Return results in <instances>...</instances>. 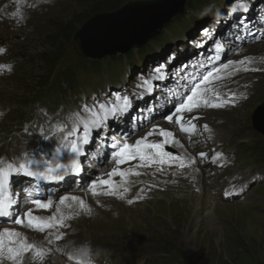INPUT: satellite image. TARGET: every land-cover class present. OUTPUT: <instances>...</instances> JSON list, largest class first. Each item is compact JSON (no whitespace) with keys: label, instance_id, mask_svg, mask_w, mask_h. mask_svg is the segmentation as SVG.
<instances>
[{"label":"snow or ice","instance_id":"obj_1","mask_svg":"<svg viewBox=\"0 0 264 264\" xmlns=\"http://www.w3.org/2000/svg\"><path fill=\"white\" fill-rule=\"evenodd\" d=\"M249 10L250 5L247 2H241L231 8V13L246 14ZM18 15L20 14L13 13V16ZM202 35L208 36V32L205 30ZM216 50L218 53L223 51L222 45L217 44ZM3 52L5 49L0 48V54ZM216 60H220L219 55ZM253 62V57H245L241 60L229 58L225 63H219L206 72H200L190 78L181 77V79H187V83L183 86V91L179 93L175 89L170 90L166 103L171 104L172 107L162 116V119L169 124L178 126L179 132L190 140L198 131V125L194 121L198 120L199 117L191 116L186 119L184 114L194 113L199 109L234 107L238 99H247L246 96L238 97L235 93L222 97L214 84L222 79H231L240 71H264V68L250 67ZM7 67L11 71V66ZM164 67V65L156 67L154 70L156 74L152 75L151 80L145 79L136 85V89H142V91L134 90L130 94H107L103 99L92 97L90 103L85 100L82 105L78 106L70 121L58 124L54 131L48 129L47 132H51V135L47 134L44 128H41L39 134L44 141H50L56 137L55 159H46L38 152H25L21 157L15 159L0 158V221L11 222L13 225H19L36 232L57 230L54 233L55 241L61 240L62 234L58 228L67 227L65 221L72 218L64 213V208L72 207L74 203L81 210L90 213L91 208L85 201L74 195H61L58 198L59 207L56 208L55 214L47 218L34 215L33 209L28 208L27 205H34L39 210L53 209L54 203L57 201L53 196L41 197L40 182L59 184L69 178L82 175L84 171L83 158L87 156L88 146L92 144L97 133L101 134L105 140L110 141L109 147L112 151L108 159L115 167L107 173V178L103 174H97L84 186L83 190L91 192L93 196L107 195L124 199V193L129 191L126 186L127 178L130 175H141L135 169L155 168L156 172H163L165 166L171 168L175 165L184 169L194 164L195 160L187 152L178 154L166 150L167 148L183 149L184 145L176 138L173 131L161 127L157 123H145L149 120V115L141 113L134 117L130 132L119 135L110 133V122L124 120L134 107V100L144 98L146 93H153L151 81H163L165 79V74L162 71ZM172 97L176 99L173 100ZM154 111L153 108L148 109L149 114ZM137 121L140 122L141 127L148 130L144 135L133 140L132 137L137 131ZM202 130L207 133L212 132L208 124H204ZM154 135L162 139L159 142L151 141L149 138ZM61 155L64 157V162H60ZM200 155L207 157L206 153ZM220 155L217 153L212 162L215 163L216 158ZM130 161H137L135 168L125 170L120 167ZM18 176L36 182L21 190L25 196L23 200L19 199L20 193L15 191L12 183L13 178ZM116 177L121 178V180L117 181ZM121 189L123 192L120 191ZM143 191L141 189V192ZM141 198L137 196L135 199H128L127 203L132 205ZM49 235L52 236L53 233L50 232ZM53 242V239L48 240L49 244ZM29 253L34 254V258L42 260L47 255V250L34 242H29L27 237L14 228L3 227L0 230V264H4L5 260L9 264H23L25 254Z\"/></svg>","mask_w":264,"mask_h":264},{"label":"rangeland","instance_id":"obj_2","mask_svg":"<svg viewBox=\"0 0 264 264\" xmlns=\"http://www.w3.org/2000/svg\"><path fill=\"white\" fill-rule=\"evenodd\" d=\"M58 1L48 12L36 16L40 31L24 45L34 53L35 60L11 79L9 83L14 87L26 86L25 81L34 79L31 74L46 62L73 53L83 55L79 36L95 18L113 16L131 2L155 0ZM257 46L244 52L255 55ZM21 53L25 54V50ZM250 102L245 114H224L230 118L226 126L236 127L242 134L254 128L255 122L264 123V83ZM77 193L74 196L82 195ZM252 194L257 201L247 208L211 199L170 206L159 203L143 208L142 212L127 210L120 221H113L110 213L101 216V212L100 218L85 220L80 228L83 237L92 230L113 235L116 247L107 250L114 251L116 256H135L138 260L143 256L153 262L167 255L173 264H264V186L254 189Z\"/></svg>","mask_w":264,"mask_h":264},{"label":"water","instance_id":"obj_3","mask_svg":"<svg viewBox=\"0 0 264 264\" xmlns=\"http://www.w3.org/2000/svg\"><path fill=\"white\" fill-rule=\"evenodd\" d=\"M183 4L182 0L131 2L113 16L97 17L79 36L83 53L102 57L143 45L181 11ZM255 127L264 133V123L256 122Z\"/></svg>","mask_w":264,"mask_h":264},{"label":"clouds","instance_id":"obj_4","mask_svg":"<svg viewBox=\"0 0 264 264\" xmlns=\"http://www.w3.org/2000/svg\"><path fill=\"white\" fill-rule=\"evenodd\" d=\"M70 254L74 258L79 257L83 261V264H96L95 259H93L94 257H107L110 255V252L107 249L99 247L93 250L89 245H83L80 249L73 250V252Z\"/></svg>","mask_w":264,"mask_h":264},{"label":"bare ground","instance_id":"obj_5","mask_svg":"<svg viewBox=\"0 0 264 264\" xmlns=\"http://www.w3.org/2000/svg\"><path fill=\"white\" fill-rule=\"evenodd\" d=\"M258 48H259V50L257 51V53L255 55L249 56V55H246V54H248V53H246L245 57L264 56V44L258 45ZM215 114L216 113L208 114L209 115L208 117L209 118H213L214 120L217 121V117L215 118ZM77 194H79V193H77ZM77 197H80L81 199H83L85 201V203L91 208V210H93V211L98 210L97 206L95 204V201L94 200H89V198H88V196L86 194H82L81 196L77 195ZM97 212H99V211H97ZM14 229L17 230V231H20L25 237H27V239L29 241H35V239H36L35 236H30L31 234H29V233H27V232H25L23 230H20V229L18 230L17 228H14Z\"/></svg>","mask_w":264,"mask_h":264}]
</instances>
